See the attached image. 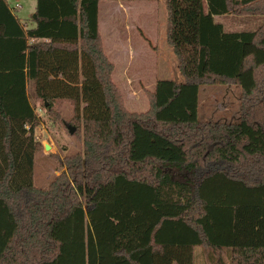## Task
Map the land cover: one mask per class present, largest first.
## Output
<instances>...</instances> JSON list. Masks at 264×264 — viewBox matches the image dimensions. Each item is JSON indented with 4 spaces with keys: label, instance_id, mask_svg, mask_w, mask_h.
<instances>
[{
    "label": "trees",
    "instance_id": "1",
    "mask_svg": "<svg viewBox=\"0 0 264 264\" xmlns=\"http://www.w3.org/2000/svg\"><path fill=\"white\" fill-rule=\"evenodd\" d=\"M102 1L129 0H37L25 31L0 0V264H194L197 247L215 264H264V26L215 21L264 16V0H166L184 81L146 91L145 113L126 109L112 79ZM212 85L241 87L238 122L199 120ZM31 96L83 119V153L48 188L34 185Z\"/></svg>",
    "mask_w": 264,
    "mask_h": 264
},
{
    "label": "rangeland",
    "instance_id": "2",
    "mask_svg": "<svg viewBox=\"0 0 264 264\" xmlns=\"http://www.w3.org/2000/svg\"><path fill=\"white\" fill-rule=\"evenodd\" d=\"M8 1L15 4V0ZM136 1L123 2L127 7L123 14L116 6L117 2H102L99 25L105 54L114 65L112 79L120 90L126 109L131 113H145L150 108L146 91H154L161 80L178 83L184 80L178 60L166 40V0H152V9L148 11L140 3L136 5ZM34 2L21 0L23 13ZM215 21L222 24L228 33L257 32L264 26V16L226 15L218 16ZM31 102L40 118L34 134L41 144L35 157L34 185L48 188L53 179L65 170L62 166L64 159L83 153V119L81 114H76L69 101L56 102L52 112L47 110L49 105L45 109V104L33 96ZM241 109L240 86L212 85L200 88L198 111L201 122L236 123L241 118ZM72 129L74 134L71 133ZM46 146H50V149L46 150ZM211 254L208 248L196 249L194 264H215L216 258Z\"/></svg>",
    "mask_w": 264,
    "mask_h": 264
},
{
    "label": "crops",
    "instance_id": "3",
    "mask_svg": "<svg viewBox=\"0 0 264 264\" xmlns=\"http://www.w3.org/2000/svg\"><path fill=\"white\" fill-rule=\"evenodd\" d=\"M12 13L20 19L21 21V25L23 26L24 30L25 31H28V30H32V29H35L36 26H37V0H34V4H31L30 3V6H29V9L27 11H24L23 13V6L20 4L21 0H15V4H11L9 3L8 0H6ZM104 2V1H102ZM101 2V3H102ZM113 2H117L116 3V6L118 7V10L120 13L123 14V10L127 9V7L125 8V6L123 5V2H120V1H113ZM126 3V2H125ZM140 5L143 6V8L145 10H151L152 9V6H153V1L152 0H138L136 1V5ZM33 5V6H32ZM101 5V4H100ZM23 13V15H21ZM151 13V11H150ZM34 14V15H33ZM30 15V16H29ZM217 17H215L216 19ZM167 30V29H166ZM39 42H48V41H36V40H30L29 43L32 45V44H36V43H39ZM156 87V86H155ZM30 83H28V93L30 94ZM201 248V247H200ZM196 249H199V247L195 248ZM195 252V251H194ZM226 261L227 258H226Z\"/></svg>",
    "mask_w": 264,
    "mask_h": 264
},
{
    "label": "water",
    "instance_id": "4",
    "mask_svg": "<svg viewBox=\"0 0 264 264\" xmlns=\"http://www.w3.org/2000/svg\"><path fill=\"white\" fill-rule=\"evenodd\" d=\"M74 129L71 130V133L74 134ZM50 149V146H46V150Z\"/></svg>",
    "mask_w": 264,
    "mask_h": 264
}]
</instances>
